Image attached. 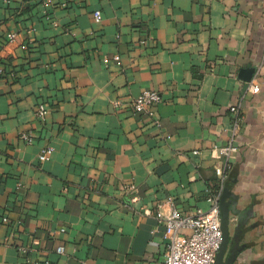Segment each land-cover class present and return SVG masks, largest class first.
Returning a JSON list of instances; mask_svg holds the SVG:
<instances>
[{"label": "crops", "instance_id": "crops-1", "mask_svg": "<svg viewBox=\"0 0 264 264\" xmlns=\"http://www.w3.org/2000/svg\"><path fill=\"white\" fill-rule=\"evenodd\" d=\"M0 67V264H157L158 212L208 209L220 189L212 151L236 103L217 261L264 264V0H0ZM150 89L153 116L135 113Z\"/></svg>", "mask_w": 264, "mask_h": 264}, {"label": "built area", "instance_id": "built-area-1", "mask_svg": "<svg viewBox=\"0 0 264 264\" xmlns=\"http://www.w3.org/2000/svg\"><path fill=\"white\" fill-rule=\"evenodd\" d=\"M10 1V0H6ZM96 21L100 22L103 18L102 12L96 10L93 13ZM17 33L8 34V41L15 42ZM118 58V57H117ZM0 75L13 78L12 72H5L4 67H0ZM248 90L257 93L260 90L259 83L250 82ZM161 95L156 90H146L134 97L130 101L132 110L135 113L147 114L153 116V106L160 102ZM241 103L233 104L230 108L235 115L234 120V137L231 141L222 146L213 148V157L215 158V170L219 177L220 189L217 192H210L207 200L210 203L208 209L198 208L194 213H185L178 208H173L170 214L165 215L158 212L157 219L159 225L163 227L164 238V254L163 258L157 264H214L218 251L223 243L222 230V211L220 199L223 193L224 183L232 170L230 158L238 151L236 133L241 121ZM49 112L46 104H39L37 107V116L45 119ZM160 124L159 121H156ZM21 138L31 144L35 136L29 130L21 132ZM53 149L46 146L39 154L41 161L46 160L52 153ZM194 154H198L199 150H195ZM145 213L151 214V210H145ZM7 217H3V221H7ZM65 229H62L64 231ZM38 242H35L37 244ZM20 251L27 252L28 247H20ZM58 252H64L65 247L59 246Z\"/></svg>", "mask_w": 264, "mask_h": 264}, {"label": "water", "instance_id": "water-1", "mask_svg": "<svg viewBox=\"0 0 264 264\" xmlns=\"http://www.w3.org/2000/svg\"><path fill=\"white\" fill-rule=\"evenodd\" d=\"M255 73V68H243L241 70V78L245 81H251ZM230 196L229 191L226 189L220 199L221 211H222V230H223V243L221 250H224L230 239V226H231V211L236 212V206H232L230 202L227 201V197ZM240 220L243 219L242 215H239ZM214 264H231V260L227 261H217V256Z\"/></svg>", "mask_w": 264, "mask_h": 264}, {"label": "trees", "instance_id": "trees-1", "mask_svg": "<svg viewBox=\"0 0 264 264\" xmlns=\"http://www.w3.org/2000/svg\"><path fill=\"white\" fill-rule=\"evenodd\" d=\"M230 173H231V172H230ZM219 187H220V183H219V181H218V183L216 184V186H214L213 188H214V190H218Z\"/></svg>", "mask_w": 264, "mask_h": 264}]
</instances>
